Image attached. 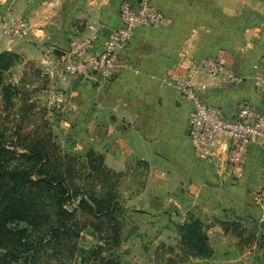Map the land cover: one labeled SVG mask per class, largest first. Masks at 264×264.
Returning a JSON list of instances; mask_svg holds the SVG:
<instances>
[{"label":"crops","instance_id":"1","mask_svg":"<svg viewBox=\"0 0 264 264\" xmlns=\"http://www.w3.org/2000/svg\"><path fill=\"white\" fill-rule=\"evenodd\" d=\"M123 1L0 0V53L21 57L8 72L21 76L28 61L46 73L48 66L93 58L121 25ZM152 1L166 24L135 30L121 52L131 67L110 82L94 74L48 75L40 98L53 109L61 138L76 150H95L128 178L145 173L124 202L132 224L144 233L124 236L122 245L136 244L141 258L160 259L150 264H183L186 258L176 261L173 255L181 256L177 225L189 216L220 230L218 220L229 217L264 220V154L252 145L243 163L232 166L224 139L198 150L188 131L192 104L167 81L184 72V59L215 57L241 81L206 75L199 82L206 84L203 98L228 117L244 103L264 109V93L254 78L264 73V0ZM22 20L29 23L26 33L12 38L8 24ZM83 41L87 48L73 55Z\"/></svg>","mask_w":264,"mask_h":264},{"label":"trees","instance_id":"2","mask_svg":"<svg viewBox=\"0 0 264 264\" xmlns=\"http://www.w3.org/2000/svg\"><path fill=\"white\" fill-rule=\"evenodd\" d=\"M20 61L17 53H0V264H121L126 172L95 150L80 155L60 146L49 108L35 97L49 87L48 74L28 61L18 83L5 82ZM29 74L42 86L31 89ZM220 222L226 232L239 231L240 244L253 243L242 220ZM177 228L184 253L213 256L203 219L191 215ZM256 243L264 250V239Z\"/></svg>","mask_w":264,"mask_h":264},{"label":"built area","instance_id":"3","mask_svg":"<svg viewBox=\"0 0 264 264\" xmlns=\"http://www.w3.org/2000/svg\"><path fill=\"white\" fill-rule=\"evenodd\" d=\"M164 24L166 18L152 0H124L121 5V25L112 30L101 52L91 59H78L67 67L48 66L46 74L52 78L67 73L82 77L94 74L101 81L110 82L124 68L131 67L121 52L133 39L135 30L141 26ZM28 27V21H14L8 24L7 31L12 38H17L23 36ZM87 46L88 41L80 42L71 53L77 55ZM181 66L184 72L171 77L167 84H174L181 97L192 104L188 131L198 150L207 151L216 140L224 139L229 143L227 163L232 166L243 163L252 145H257L264 154V109L244 103L234 116L228 117L223 109L209 104L201 94L206 84L199 82L206 75L220 77L224 82L241 81L233 70L215 57L184 59ZM254 78L264 93V73L257 72Z\"/></svg>","mask_w":264,"mask_h":264},{"label":"rangeland","instance_id":"4","mask_svg":"<svg viewBox=\"0 0 264 264\" xmlns=\"http://www.w3.org/2000/svg\"><path fill=\"white\" fill-rule=\"evenodd\" d=\"M16 71V72H15ZM28 71L31 72L32 69L31 67H28ZM14 73H18L17 70H13V72H6L5 73V82L9 83H18L20 81L21 76H17L16 78L14 77ZM38 77L36 75L29 74L28 76V83H30V88L33 89L35 87L42 86V81L36 80ZM33 83V84H31ZM1 86H0V100H1ZM26 89V88H25ZM46 89L40 90L35 97L40 101L42 105L43 100L40 98V94ZM47 106V105H45ZM48 107V106H47ZM53 109L49 108V111L46 113V118L52 123L53 131L54 134L57 135V141L60 144V146L71 153L74 154H84L86 152H82L80 150L75 149V145L73 142H70L68 138L62 137L60 133L55 129L56 125V117L54 115ZM144 172L143 171H135L132 173L133 177H127V174L124 176L122 180V184L120 187L121 194H122V199L123 202H125L126 197L129 195L126 192H129L132 188H139L143 181H144ZM124 191V192H122ZM130 213L128 212L126 215V224L123 228V238L124 236L127 235H137L138 233H144L140 232L138 230V227L136 229V226H134L130 220ZM229 221H239L242 220L243 228L246 229V232H244V238H249L253 237L252 241L253 243H239L242 242L240 238L238 237L239 231L231 229L229 232H226L223 225L222 230L224 231L225 234H228V236L223 235V231L216 228L212 223H206L207 225V234L210 239V243L213 248V256L209 258H194L186 253H184L181 250V247L179 245V249L181 253V256H175L173 255L176 261H183V257L186 258L187 261L183 264H264V255L263 252L264 250L260 249L259 243H256V240L258 239H264V220L261 221L258 217L252 216V215H247V216H234V217H229ZM128 222V223H127ZM257 223V224H256ZM21 225H24L23 223ZM262 225V226H261ZM233 230V231H232ZM238 234V235H237ZM91 237L88 236V239ZM144 241V242H143ZM141 241L142 243H146V240ZM124 245V243H122ZM138 244V243H137ZM121 247V250H119L120 253V259H121V264H150L151 261H157L160 262V259H154V258H141V250H138L140 247H138L136 244H130V246H123ZM179 255V254H178ZM184 262V261H183Z\"/></svg>","mask_w":264,"mask_h":264},{"label":"water","instance_id":"5","mask_svg":"<svg viewBox=\"0 0 264 264\" xmlns=\"http://www.w3.org/2000/svg\"><path fill=\"white\" fill-rule=\"evenodd\" d=\"M79 77H82V76H79Z\"/></svg>","mask_w":264,"mask_h":264}]
</instances>
